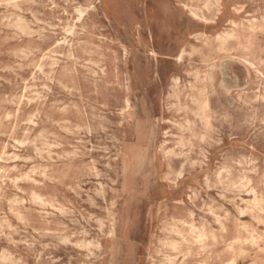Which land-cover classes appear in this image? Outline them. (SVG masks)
Listing matches in <instances>:
<instances>
[{
  "label": "rangeland",
  "instance_id": "374dc122",
  "mask_svg": "<svg viewBox=\"0 0 264 264\" xmlns=\"http://www.w3.org/2000/svg\"><path fill=\"white\" fill-rule=\"evenodd\" d=\"M0 264H264V0H0Z\"/></svg>",
  "mask_w": 264,
  "mask_h": 264
},
{
  "label": "bare ground",
  "instance_id": "6f19581e",
  "mask_svg": "<svg viewBox=\"0 0 264 264\" xmlns=\"http://www.w3.org/2000/svg\"><path fill=\"white\" fill-rule=\"evenodd\" d=\"M29 119V118H28ZM3 179H5V178H3Z\"/></svg>",
  "mask_w": 264,
  "mask_h": 264
}]
</instances>
